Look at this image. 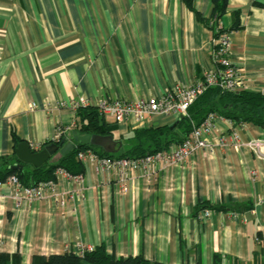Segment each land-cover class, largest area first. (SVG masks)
<instances>
[{
  "label": "crops",
  "instance_id": "0c3cea01",
  "mask_svg": "<svg viewBox=\"0 0 264 264\" xmlns=\"http://www.w3.org/2000/svg\"><path fill=\"white\" fill-rule=\"evenodd\" d=\"M218 32L229 36L237 91L264 96V0H228L218 21L211 0H0V156L14 154L13 135L34 152L60 137L75 147L79 109L70 105L80 98L95 108L202 80L215 68ZM104 118L111 134L90 144L114 156L133 148L137 131L182 133L172 115ZM227 121L220 116L210 140L233 129L239 146L228 141L166 170L122 181L85 162L81 179L57 176L44 199L19 204L13 187L0 186V253L30 264L81 244L160 264H264V147L261 157L248 147L264 140V126Z\"/></svg>",
  "mask_w": 264,
  "mask_h": 264
},
{
  "label": "built area",
  "instance_id": "2783aa9c",
  "mask_svg": "<svg viewBox=\"0 0 264 264\" xmlns=\"http://www.w3.org/2000/svg\"><path fill=\"white\" fill-rule=\"evenodd\" d=\"M229 36L221 33L213 40L212 58L215 68L205 73L202 80L186 87H176L164 94L148 99L137 101H125L121 99H102L96 105L97 111L104 117L110 118L114 123H121L128 118L136 121H143L144 118L152 115H172L175 118L187 116L188 108L194 101L202 95L208 88L216 87L227 93H234L241 87L238 78V72L229 58ZM61 104V107H64ZM73 109L89 107L87 100L80 98L78 102L70 105ZM220 120V116L216 113H210L206 119L199 125L192 128V131L172 149H166L154 154H147L140 158H108L100 157L90 150L81 151L77 155V159L84 164L91 162L95 164L97 170H115L124 181L133 173L145 174L160 168L166 170L175 167L185 159L192 157L199 152H213L218 149H225L227 142H231L234 146H239V135L235 130H231L228 137L224 134L218 136L213 142L210 136L216 128V124ZM227 122H230L228 120ZM248 147L261 157L260 150L264 147V140H254L248 143ZM30 150L35 145L29 144ZM253 174H256L254 171ZM57 176L64 178L81 179V175L72 176L62 169L56 171ZM8 185L14 189V198L19 204L22 200L33 202L35 200L44 199L48 190L55 187L54 181L42 182L36 186L24 187L16 176H9L4 182L0 181V186ZM208 210L199 214L198 220L206 219L210 216ZM233 218H238V214H232ZM243 222L246 220L243 218ZM94 251L92 246H83L77 244L71 250L76 256L83 257L84 254ZM70 253V252H69Z\"/></svg>",
  "mask_w": 264,
  "mask_h": 264
},
{
  "label": "trees",
  "instance_id": "16d2710c",
  "mask_svg": "<svg viewBox=\"0 0 264 264\" xmlns=\"http://www.w3.org/2000/svg\"><path fill=\"white\" fill-rule=\"evenodd\" d=\"M212 17L215 21L225 14L228 0H211ZM190 6V3L188 4ZM222 32L215 35L216 39ZM224 33V32H223ZM213 39V40H214ZM79 124L76 132L80 135L104 136L111 134L113 128L105 122L96 108L84 107L78 110ZM210 113H216L221 117L235 123H253L257 126H264V96L260 92L237 91L227 93L216 87L208 88L200 95L188 108L187 116H183L177 122V127L182 131L175 140V135L167 126L148 128L135 132L133 138L136 144L129 151L121 155H111L100 150L91 144H77L64 156L45 163L40 168H33L22 164L15 156V149L21 143L14 135V154L11 157L0 156V181L4 182L9 176H16L24 187L36 186L42 182L54 181L57 177L56 171L62 169L72 176L84 173L83 164L77 159L81 151L90 150L100 157L108 158H140L147 154H154L168 149L170 144L175 142L180 144L185 137L192 131V128L199 126ZM62 137L55 142L60 145ZM46 147V146H45ZM44 149V148H43ZM34 153V151H31ZM58 153L53 155L57 156ZM52 158V157H51ZM21 165V169L13 167ZM248 209L247 207H245ZM221 211L224 207H216ZM0 264H20L19 254L9 256L0 253ZM30 264H160L149 262L141 257H128L116 259L105 252L103 246H99L94 251L86 253L83 257L76 256L74 253L45 256H33Z\"/></svg>",
  "mask_w": 264,
  "mask_h": 264
},
{
  "label": "water",
  "instance_id": "95a60500",
  "mask_svg": "<svg viewBox=\"0 0 264 264\" xmlns=\"http://www.w3.org/2000/svg\"><path fill=\"white\" fill-rule=\"evenodd\" d=\"M72 140L75 143H79L82 145H88L92 143L93 136L91 135L78 136L74 134ZM64 141L65 140L63 139L60 145L52 144V145L46 146L43 150L39 152H34V153L31 152L27 143L22 142L15 149V156L24 165H28L33 168H40L45 163L50 162L51 157L55 153H58L60 156H64L73 149L74 146L71 143L64 144ZM13 168L21 169L22 166L19 165L18 167L15 166Z\"/></svg>",
  "mask_w": 264,
  "mask_h": 264
}]
</instances>
